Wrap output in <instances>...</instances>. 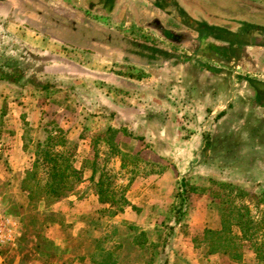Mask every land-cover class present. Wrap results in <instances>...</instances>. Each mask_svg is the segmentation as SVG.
Here are the masks:
<instances>
[{
	"label": "crops",
	"instance_id": "crops-1",
	"mask_svg": "<svg viewBox=\"0 0 264 264\" xmlns=\"http://www.w3.org/2000/svg\"><path fill=\"white\" fill-rule=\"evenodd\" d=\"M69 1L76 5V0H27V4L57 7ZM77 1L89 4L88 13L105 7V4L94 7L91 3L95 0ZM0 4L10 8L14 0H0ZM190 4L194 11L188 12L186 22L179 16L170 28L154 29L157 41L167 42L168 47H149L138 40L120 37L119 40L135 46L133 53L150 56L144 63L130 61V67L143 75L115 77L105 73L104 77H86L89 90L99 91L97 78L103 81V90L101 95L88 96V111L80 118L105 123V129L93 131L98 136L108 131L114 133L108 144L97 141L87 148L107 151L111 144L122 153L136 155L156 167L139 172L127 191L133 209H126L121 218L139 227L151 222L163 224L164 220L154 221L147 214L160 212L158 218L163 219L161 214L171 205L172 194L182 179L203 188L211 180L256 193L264 191L263 185H259L264 182V41L257 37L264 38V16L261 17L264 13H251L239 0H191ZM209 7L218 13L212 14ZM27 19L33 18L27 14ZM118 58L122 64L123 57L119 54ZM80 78L83 77L75 79ZM3 101L0 118L8 114ZM37 111L39 123L33 125L37 118H33V110L29 116L27 104L25 120L29 133L34 134L47 116V110ZM20 114L18 118H25ZM4 121L0 119V187L9 181L4 169L7 155L14 152L13 148L23 146L24 141L23 134L18 129H9ZM75 131L78 130L72 127L69 134ZM36 139L27 137V143ZM108 158L115 162L116 172L121 171L120 159ZM84 171L90 178L91 171ZM75 198L71 196L65 202L107 208L93 194L78 201ZM205 202L197 200L189 206L190 220L184 226L189 236L180 235L177 240L185 245V251L175 246L170 251L174 238L169 239L163 264H236L226 256H205L194 248L193 232L201 235L207 222ZM216 219L212 227H217ZM166 225L172 226L173 222Z\"/></svg>",
	"mask_w": 264,
	"mask_h": 264
},
{
	"label": "rangeland",
	"instance_id": "rangeland-1",
	"mask_svg": "<svg viewBox=\"0 0 264 264\" xmlns=\"http://www.w3.org/2000/svg\"><path fill=\"white\" fill-rule=\"evenodd\" d=\"M138 1L115 0L108 2L95 0L91 3L94 7L101 4H105V7L104 5L100 6L96 12L89 13L87 10L89 4H84L77 0L75 1L76 5L69 1L67 4L57 7H49L35 2L28 5L27 0H14V5L10 8L0 4V108H2L1 102L4 100L6 109H8V114L0 119L2 121L5 120L4 122L7 123L9 129H18L24 138L23 146L20 147L19 145L17 149L13 148L14 152L11 155H7L8 160L5 162L4 169L8 174L9 181L7 185L0 187V199L7 212L17 221L19 226L14 245L5 247L7 250L3 257L5 264H38L39 262L52 264L48 262V258H53L56 250L52 243L46 242L43 233L46 217L50 211L56 215L55 219L57 221L77 225L76 228L68 230L71 233L73 232L75 236L79 233L78 231H81L80 226L87 222L95 221L102 224L94 230L95 236L100 238L107 235L110 236L112 228L108 227L109 224L120 226L118 227L120 232H118V235L112 236L113 239L107 247L121 244V258L124 261H121L120 264H136V254L129 242L130 234L126 233L121 228L123 226L119 225L123 222L129 223L121 218V213L111 220L104 218V215L101 214V211L104 210L103 207L87 208V206L75 204V201L73 203L71 201H68L70 203L65 202L67 200L65 199L53 205L50 209H41L34 219L35 225L30 226L27 225L29 223L27 221V195L21 191L20 184L24 172L30 169L32 164L31 143L44 139L47 135L45 132L53 128V126L60 128L64 132L69 144L75 149V156L78 160L84 161L90 158L92 160L94 151L89 150L87 146L95 142L100 136L93 131L103 130L106 126L104 125L105 123L94 120L85 122L86 119H81L80 117L83 112L88 111V96L101 95V90H103L101 84L103 81H99L101 79L97 78L96 86L99 91L89 90L86 77H94V75L96 77H104L109 73L115 75V77H120L119 74L124 76H128V74L133 76L143 75L141 71H135L134 67H130L132 64L130 61L144 63L143 61L149 60L150 56L147 54L141 57L133 53L135 46L119 40L120 37L125 36L129 40H138L142 42V45L149 47L157 45L168 47L167 42L157 41V29H154L157 27L163 28V26L170 28L176 23L167 14L170 11V6L172 5L176 8L178 16H181L185 22L188 12L191 14L194 11L190 4L191 0H169L170 4H165L164 0H142L144 3L142 1L138 3ZM239 3L249 7L251 13H264V0H239ZM209 8L212 14L218 13V11H214L213 7ZM3 13L6 15L5 17ZM27 14L32 16L33 19L28 21ZM197 20L199 21V19ZM198 21L196 22L199 23ZM71 24L73 25L71 26ZM72 28H74V31ZM104 32L105 35L103 34ZM109 33L115 35L107 36ZM128 37L133 38L130 39ZM257 37L264 41L263 35ZM179 38L181 39L182 37ZM40 49L42 55H39ZM117 54L123 57L122 64ZM104 63L106 65H103ZM6 74L12 75V77L7 80ZM77 76L83 78L75 79ZM27 104L30 107V117L33 110V118L38 116L35 114L37 109L47 110V116L42 118L44 122L40 126L38 125L39 128L34 134L27 132ZM20 112L25 115V118H18ZM38 120V118L37 121L33 120V125H37L39 123ZM72 127H75L78 131L69 134ZM31 136L37 138L36 141H28L27 143V137L29 139ZM100 141L107 144L109 140L100 139ZM106 150H98L99 162L105 166V171L110 174V177L114 176L111 179L114 181L116 188L126 187L129 178L133 177V174L129 171L131 168L128 167L126 170H118L116 172L115 162H111L112 158H108L110 157L109 148ZM118 150L120 151V149ZM107 159L110 160L107 161ZM141 171H145V167L142 165L137 172ZM138 175L134 173L133 180ZM88 178L89 173L84 171L83 183L79 186L77 195L74 196L77 201L79 196L89 191ZM185 180L190 185L195 184H191L189 179ZM220 183L229 184L227 182ZM263 183L261 181L259 185H263L262 187L264 188ZM178 188L179 186L172 194L171 205L161 214L163 219L158 218L160 212L147 214L150 219H154V221L164 220L165 223L162 221L163 224L158 225V227L151 222L145 227H140L148 233L150 243L159 246L157 249L159 253L157 262L159 264H163L165 261V254L163 255V253L166 252V248H163L162 243L168 230L164 224L170 221L173 222L174 212L171 211V208L178 203L174 199ZM205 189H207L205 194L199 197L192 196L189 206L197 200H202L206 201L208 212L209 209H212L210 192H213V187L209 185ZM246 191L257 196L264 195L260 193L261 191L264 193L263 189L257 191V193L251 190ZM38 198L40 202L45 200V196L42 193H39ZM259 200L248 203L256 219L261 216L260 210H264V203L258 204L259 210L254 207ZM188 211L189 207L179 226H174L176 228L170 239L174 238L175 241L172 239L170 251H174V246L181 252L185 251V245L179 244L177 240L181 238L180 235L189 236L187 230H183V225L185 226L187 219L190 220V218H187ZM216 218L215 215L212 216L211 226H213V221ZM196 233L193 232V236L198 238L199 235L196 236ZM242 252L244 264H256L249 244H244ZM29 256H35V259H29ZM86 264L90 263L87 262Z\"/></svg>",
	"mask_w": 264,
	"mask_h": 264
},
{
	"label": "trees",
	"instance_id": "trees-1",
	"mask_svg": "<svg viewBox=\"0 0 264 264\" xmlns=\"http://www.w3.org/2000/svg\"><path fill=\"white\" fill-rule=\"evenodd\" d=\"M10 77L12 75L6 74L7 80ZM109 132L100 135L95 142L100 139L113 140L114 133L110 134ZM45 133L47 135L44 139L31 143L32 164L30 169L24 172L20 184L21 191L27 195V221H29L27 225H35L34 219L41 209H50L58 202L76 196L79 186L83 183L84 169L91 171L90 188L88 187L89 191L79 196V199L86 198L91 194L95 195L101 205L108 207L101 211V214L104 215V218L111 220L119 213L132 208L126 197V192L133 182V178H129L126 187L116 188L111 179L114 176L110 177V174L105 171V166L97 161L98 150L93 149V162L92 160L80 161L75 156V149L69 144V140L60 128L53 126ZM108 143L109 141H107ZM109 145V156L119 157L120 170L130 167L132 174H138L137 171L141 165L145 168L149 167L148 169L154 167L152 164L140 160L136 155L123 154L115 146ZM109 160L107 159V161ZM96 177L97 180H95ZM209 185L213 187V192H210L212 209H209L207 214L203 232L198 238L193 239L194 248L205 256H226L236 264H244L242 248L244 244H249L254 255V262L264 264V210H260L261 216L256 219L248 205L249 202L260 199L254 206L256 210H259L258 204L264 203V195L250 194L238 186L216 181L209 182ZM206 190L203 187L190 185L185 179L181 180L174 196L178 203L171 208V211L174 212L173 225L165 224L168 232L162 243L163 248L167 247V243L174 233V226L179 225L186 216L192 196L199 197L205 194ZM39 193L45 196L43 202L39 201ZM213 215L218 218L217 227L211 226ZM55 216L52 211L49 212L43 230L46 242L52 243L56 250L55 256L48 258L49 263L120 264L121 261H124L121 258V244L107 247L113 239L112 236L118 235L120 232L118 229L120 226L109 224L108 227L112 228L110 236L100 238L95 236L94 230L102 224L95 221L87 222L80 226L81 231H78L79 233L75 236L68 230L76 228L77 225L57 221ZM119 225L123 226L121 228L130 234L129 242L136 254V264H159L157 262L159 246L150 243L145 230L126 222ZM6 252L5 247L0 249L1 264H5L3 257ZM29 259H35V256H29Z\"/></svg>",
	"mask_w": 264,
	"mask_h": 264
},
{
	"label": "built area",
	"instance_id": "built-area-1",
	"mask_svg": "<svg viewBox=\"0 0 264 264\" xmlns=\"http://www.w3.org/2000/svg\"><path fill=\"white\" fill-rule=\"evenodd\" d=\"M17 221L7 212L0 199V249L14 245L18 234ZM2 259L0 257V263Z\"/></svg>",
	"mask_w": 264,
	"mask_h": 264
},
{
	"label": "flooded vegetation",
	"instance_id": "flooded-vegetation-1",
	"mask_svg": "<svg viewBox=\"0 0 264 264\" xmlns=\"http://www.w3.org/2000/svg\"><path fill=\"white\" fill-rule=\"evenodd\" d=\"M105 1L112 2V1H115V0H105ZM164 3L165 4H170V1L169 0H164ZM164 12H167V11H164ZM167 14H169L173 20H175V18L179 17L178 14H177L176 8L174 6H172V5L170 6V11ZM72 25L73 24H71V26ZM72 29L74 31V28H72ZM156 29H159V27H157ZM103 34L105 35V32Z\"/></svg>",
	"mask_w": 264,
	"mask_h": 264
}]
</instances>
